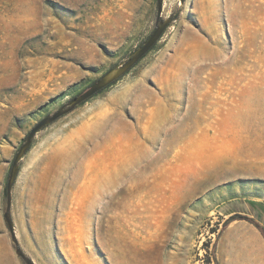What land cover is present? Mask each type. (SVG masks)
I'll return each mask as SVG.
<instances>
[{
	"label": "rangeland",
	"instance_id": "374dc122",
	"mask_svg": "<svg viewBox=\"0 0 264 264\" xmlns=\"http://www.w3.org/2000/svg\"><path fill=\"white\" fill-rule=\"evenodd\" d=\"M162 22L128 72L36 134L9 201L31 129ZM262 57L264 0H162L161 15L158 0H0V264H264L234 231L253 223L223 227L254 219L228 206L264 202V100L238 97L234 146L208 122L215 100L230 111L231 69L245 84Z\"/></svg>",
	"mask_w": 264,
	"mask_h": 264
},
{
	"label": "bare ground",
	"instance_id": "6f19581e",
	"mask_svg": "<svg viewBox=\"0 0 264 264\" xmlns=\"http://www.w3.org/2000/svg\"><path fill=\"white\" fill-rule=\"evenodd\" d=\"M239 56L237 59H247L249 56L242 50L238 51ZM222 63L226 64V61H223ZM264 63V57H262L259 60V64ZM232 74L229 79V95L227 96L231 102V107L229 108V113L227 116H222V109L225 103L221 106L220 100H215L214 107H211L210 109V116L208 117V122L210 125V128H214L216 125L221 128V135L225 137V139L214 136L213 143L219 144L221 146H234L237 141L241 140L243 129H242V114L243 111L241 110L243 108V101L241 98L238 97L241 95H244L250 104L251 102H255V99L257 95H261V99L264 100V71L261 73L260 76L251 77L248 79V81L245 84H242L241 77L239 75V72L233 67ZM116 72V70L112 71L108 76L113 75ZM227 98V99H228ZM226 101V100H225ZM220 116L219 119H215L214 117ZM227 137V140H226ZM245 140V139H243ZM218 145V146H219ZM213 146V145H212ZM214 146H217L214 144ZM213 146V147H214ZM230 147V146H229ZM236 147V146H235ZM234 148V147H233ZM230 150V149H229ZM235 151V150H234ZM204 152V151H202ZM198 157H201L202 153L198 152ZM196 156L195 153H189L188 157L192 158L193 156ZM194 156V157H195ZM236 233H242L243 238L245 239L246 244L249 246V250H252L255 252L256 248H258L256 235L253 231L248 230L244 231L239 228L234 229ZM150 254V253H149ZM154 256H156L154 254Z\"/></svg>",
	"mask_w": 264,
	"mask_h": 264
},
{
	"label": "water",
	"instance_id": "95a60500",
	"mask_svg": "<svg viewBox=\"0 0 264 264\" xmlns=\"http://www.w3.org/2000/svg\"><path fill=\"white\" fill-rule=\"evenodd\" d=\"M162 12V0H158V13L161 15ZM167 27V22H162L160 25L156 28V30L150 35V37L144 42L142 46H140L138 49L135 50V52L132 54V56L122 65L119 67L112 69L107 74H105L103 77L98 79L95 83H93L88 89H86L81 94L75 96L72 98V100L68 103L67 107L60 108L52 115H47L44 118H42L28 133L26 137L25 143L20 147L18 153L16 154L12 168L10 171V178L8 180V184L6 187V192L8 196V200L10 201V195H11V189L15 180V177L18 172V163L21 160V158L26 154V152L29 150L32 141L36 134L41 131L43 128H45L47 125L55 122L63 115L67 114L71 110H73L76 106L86 102L93 96H95L97 93H99L101 90L106 88L108 85H110L112 82H114L116 79L124 75L126 72H128L135 64H137L152 48L153 46L159 41V39L162 37L163 33L165 32V29ZM113 70H116V72L108 76ZM9 227L11 231L13 230L12 222L8 219ZM29 264H32L29 262Z\"/></svg>",
	"mask_w": 264,
	"mask_h": 264
},
{
	"label": "crops",
	"instance_id": "0c3cea01",
	"mask_svg": "<svg viewBox=\"0 0 264 264\" xmlns=\"http://www.w3.org/2000/svg\"><path fill=\"white\" fill-rule=\"evenodd\" d=\"M227 210L230 211L229 215L234 214V213H242L250 217H253L261 225L264 226V202H261V201L247 202L245 205V208L241 212H237L230 206L227 207ZM248 227H250L256 235L259 252L262 255L263 260H264V237L256 227L254 226H248ZM258 264H262V263L259 262Z\"/></svg>",
	"mask_w": 264,
	"mask_h": 264
},
{
	"label": "trees",
	"instance_id": "16d2710c",
	"mask_svg": "<svg viewBox=\"0 0 264 264\" xmlns=\"http://www.w3.org/2000/svg\"><path fill=\"white\" fill-rule=\"evenodd\" d=\"M245 219V220H248L249 222H251V223H253L258 229H259V231L261 232V234L264 236V227L260 224V223H258V222H256L254 219H252V218H249V217H247V216H243V215H239V214H236V215H233V216H231L229 219H227L226 221H225V223H224V228H226L227 226H228V224L231 222V221H233V220H235V219Z\"/></svg>",
	"mask_w": 264,
	"mask_h": 264
}]
</instances>
